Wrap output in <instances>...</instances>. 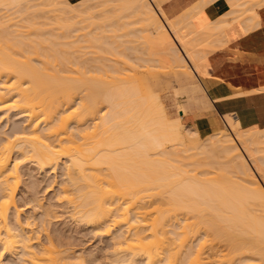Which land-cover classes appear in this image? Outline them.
I'll return each mask as SVG.
<instances>
[{
    "label": "bare ground",
    "instance_id": "bare-ground-1",
    "mask_svg": "<svg viewBox=\"0 0 264 264\" xmlns=\"http://www.w3.org/2000/svg\"><path fill=\"white\" fill-rule=\"evenodd\" d=\"M79 1L74 9L70 0H41L40 3L34 0H0V13H32L30 21L22 19L17 22L19 25L16 21L13 22L16 25L10 24L16 16L9 20L10 15H0V125L3 121L9 122L12 116L23 119V127L19 131L6 133L5 138H0L1 255L18 257L22 264L81 263V256L68 254L69 250L60 249V244L57 246L50 239L42 243L39 233H36L37 228L33 227L37 224L33 217L24 218L25 221L22 219V210L17 202L23 184L22 174H25L21 169L34 164L39 170L52 173H57L62 167L64 180L56 199L70 209L75 221L92 227L101 233L98 235L114 236L115 264L137 260L144 261V264H220L224 261L220 257L225 258L228 252L237 263L240 258L238 264H264V130L243 128L235 114H224L220 115L223 127L202 139L195 124H192L191 131L183 126L184 123L182 125L183 121L179 124L181 120L176 123V120L170 119L162 98L154 89L151 90L148 83L145 84L147 78L137 77L140 60L145 61V65L158 62L168 66L174 70V77L180 78L178 81L185 85H189L193 77H198L203 93L199 97L186 95L184 101L178 104V110L182 116L186 109L197 110V114L213 110L215 101L210 99L200 80L210 75V54L264 25V11H259L264 7V0H226L231 3L232 10L215 21L207 17L201 2L197 13L185 12L194 18L189 19L184 14L174 20L168 19L161 6L156 7L154 0L102 2V6L106 5L103 8L115 3L114 8L118 10L112 11L113 14L129 12L139 16L138 21L141 18L144 26L138 33L125 29L129 27V21L120 20L124 26L122 23L118 30L116 24L108 25L112 17L108 16L112 13L110 11L107 16H94L97 6H89L94 0ZM77 5L78 10L81 8L80 14L73 18L66 16L69 15L67 10L74 12ZM40 7L46 8L47 16ZM41 10L46 17L40 20L37 16ZM241 11L248 15L243 20L229 17ZM50 13L60 15L51 18ZM82 13L88 16L83 17ZM64 14L67 18L61 17ZM116 15V19L121 18ZM2 18L6 21L3 22ZM36 18L46 22L41 23ZM113 18L110 22H114ZM100 21L107 22L104 23L106 26L103 27ZM214 24L215 28L228 26V33L220 37L215 33L217 31L208 32V26ZM114 27L116 30L112 29ZM23 30L27 31L25 34L44 30L41 33L44 38L49 35L57 40L60 36L56 31L69 34H64L63 38L68 39L77 37L78 32L83 30L79 33L85 34L77 37L80 40L64 43L66 47L83 45L75 52L71 48L74 55L78 53L77 58L72 56L77 59L75 66L79 67H69L67 62L65 65V57L60 55L59 65L58 61L52 65L48 55H45V60H38L42 63L37 66L27 55L38 57L48 50L54 52L49 45L48 50L42 47L46 46V43L43 44L45 40L55 46L62 42L56 41V44V39L51 38L53 43L48 37L37 41V44L34 41L37 47L41 44L39 51L42 48L46 50L45 53L39 52L40 47L31 46L33 38L29 39L30 43L28 41L31 33L25 36ZM16 31L21 34L20 37ZM81 40H84L83 43ZM116 42L118 47L114 46L113 51L111 46ZM133 43L144 51L137 47L134 50ZM104 48L110 54L109 49L113 53H119L118 48H125L127 53L131 50L135 52L134 56L139 55L136 60L139 64L136 66L135 59L131 60L132 53L129 56L131 61L126 56L125 60L124 54L118 56L121 62H116L117 58L111 56L115 58L112 59L108 54L106 57L112 59H108V63ZM91 49H94L93 52H89ZM139 51H142V57ZM85 52L90 55L88 59ZM94 54H101L104 60L98 55L90 58ZM122 60L132 66L133 71L137 69L132 74H129L132 70H127L126 80H123L126 75L122 78V66L121 73L117 66ZM142 65L140 68L144 67ZM126 67L123 68L125 71ZM148 70L152 72L154 69L148 67ZM129 75L134 76L133 79H128ZM258 76L261 82L259 90H264V67H258ZM245 94L248 92L223 98ZM202 147H210L208 153L211 155H207L206 148ZM193 150L197 153L185 155ZM202 155L207 160L211 156L216 158L215 161L209 160L207 165L218 166L220 176L202 178L203 172L189 169L198 163L186 161ZM44 211L42 218L46 216L45 221L55 217H52L53 210ZM45 221L41 219L42 224Z\"/></svg>",
    "mask_w": 264,
    "mask_h": 264
},
{
    "label": "rangeland",
    "instance_id": "rangeland-1",
    "mask_svg": "<svg viewBox=\"0 0 264 264\" xmlns=\"http://www.w3.org/2000/svg\"><path fill=\"white\" fill-rule=\"evenodd\" d=\"M37 2V3H40L41 2V0H34V2ZM73 4V7H74V5H75V3H78V2H80L79 0H70ZM100 1L101 0H94L93 2H91V3H89V6H92V7H95V6H97V8H96V12H95V9H94V16H96V17H98V15H100V14H102V15H100L99 17H103L104 15H108L107 14V12L108 11H110V12H112V11H116V10H118V8L116 9V8H114L115 7V3H108L109 5H108V7H106V8H103V7H105L106 5H103L102 6V2L103 1H105V0H102L101 1V3H100ZM156 1V2H155ZM33 2V4H35ZM160 2V3H159ZM157 3H159V4H157ZM96 4V5H95ZM154 4L156 5V7L158 6V8H159V6H161V1L160 0H154ZM82 5V4H81ZM94 5V6H93ZM78 6L79 5H77V7H76V9L78 8ZM88 6V5H87ZM98 6H100V8L98 7ZM102 6V7H101ZM117 6V5H116ZM84 7V6H83ZM110 7V8H109ZM118 7V6H117ZM39 8V7H38ZM40 8H42L43 10H45V11H43V10H41L40 12L42 13V11L45 13V15H46V8H43V7H40ZM99 8V9H98ZM74 9H75V7H74ZM84 9H85V7H84ZM84 9L82 8V12H84ZM112 9V10H111ZM105 10H107V11H105ZM67 11H69V12H67V13H69V15L68 14H66V12H65V14H66V16H68V17H72V16H76V14L78 15V14H80L79 13V11L81 12V8H79V10L77 9V10H75L74 12H72V11H70V9H68ZM105 12V14H104V12ZM39 12V15L41 14ZM71 12H72V14H71ZM242 12L243 11H241V13H236V14H234L233 16H229V17H233V18H235V17H238V19H239V21L240 20H243L245 17H247L248 15H245L244 13L242 14ZM8 13H10V12H8ZM8 13H4V12H2V13H0V15H3V14H7L6 16L7 17H9V15L10 14H8ZM74 13V14H73ZM86 13V12H85ZM125 13V12H124ZM129 13V12H128ZM128 13H126V14H122L121 12H114V14H113V12L110 14V15H108L109 17L110 16H112V17H110V21H111V18H113V20L112 21H114V22H110L109 21V23H108V25L110 24V25H112V23H113V25L114 24H116L117 26H119V25H122V23L123 22H128V26H125V27H128V28H125L126 30H130L131 32H135V33H138L137 31H140V30H142L143 29V27L142 26H144L142 23H143V21L142 22H140V20H141V18H140V20L138 21V17L139 16H135L134 14H128ZM31 12H25V13H23V14H14V15H12V12H11V15H10V17H9V20L12 18V19H14V18H16V19H14V21L12 20V22L10 21V24L12 23L13 24V22H15L16 21V23L17 22H21L22 21V19H25V18H28L27 20H31L32 18H30L29 19V16H31ZM52 13H50V17L51 18H54L55 16H57V14H55V16L54 15H51ZM65 14L63 15V16H61V17H64L65 16ZM117 14V15H116ZM118 14L120 15V17L121 18H119L118 17ZM121 14H122V16H121ZM188 14H190V13H188ZM187 14V15H188ZM38 15V16H39ZM42 15V17H40ZM39 17L37 16V18H44V17H46V16H44L43 15V13L41 14ZM58 15H60V14H58ZM62 15V14H61ZM115 15H116V17H118L117 19L115 18ZM128 17H127V16ZM186 15V17H188L189 19H191V18H194L193 16H190V15H188L187 16ZM5 16V15H4ZM4 16H2L3 18H4ZM5 16V17H6ZM14 16H16V17H14ZM44 16V17H43ZM53 16V17H52ZM65 16V17H66ZM81 16H83V17H86V16H88L87 14H81ZM124 16H126L127 17V19H125V17ZM132 16V18H130ZM135 16V17H134ZM6 17V18H7ZM14 17V18H13ZM49 17V16H48ZM134 17V18H133ZM3 18H2V21H3ZM5 18V19H6ZM36 18V21H38L39 19H37ZM67 18V17H66ZM73 18V17H72ZM74 18H76V17H74ZM124 18V19H123ZM137 18V19H136ZM243 18V19H242ZM0 19H1V16H0ZM130 19V20H129ZM221 19V18H220ZM226 19H228V18H225L224 20H226ZM9 20H7L8 21V23H9ZM26 20V19H25ZM24 20V21H25ZM26 20V21H27ZM35 20V19H34ZM41 20V19H40ZM39 20V21H40ZM120 20H125V21H120ZM4 21H6V20H4ZM3 21V22H4ZM43 22H41V23H44V22H46V21H44V20H42ZM53 21V23L55 22L54 20H52ZM75 21V20H74ZM102 21V20H101ZM101 21H100V24H102L103 25V27H104V25L106 26V24H104V23H107V22H103V23H101ZM119 21H120V23H119ZM2 22V23H3ZM99 22V21H98ZM116 22H118V23H116ZM132 22V23H131ZM192 22L194 23V22H196L195 20H192ZM38 23V22H37ZM52 23V24H53ZM5 24V23H4ZM10 24H7V25H10ZM18 24V23H17ZM22 23H20V26H22L21 25ZM24 24V23H23ZM6 25V24H5ZM13 25H16V24H13ZM19 25V24H18ZM54 25V24H53ZM102 25H101V28H102ZM24 26H25V24H24ZM26 26H27V23H26ZM39 26V25H38ZM122 26H124V23H123V25ZM121 26V27H122ZM42 27V26H41ZM44 27V26H43ZM223 27V28H222ZM14 28V27H13ZM40 28V27H39ZM117 28V30H118V28H120V26L119 27H116ZM116 28L114 27V28H112L113 30H116ZM210 28V29H209ZM220 28V29H219ZM228 26H220V27H217V28H215V24L211 27L210 25L208 26V32L209 31H217V32H215V33H217V34H219V36L221 37V35H223V34H227L228 33ZM16 29H18V27L16 28ZM94 29V28H93ZM217 29V30H216ZM10 30V29H9ZM13 30V29H12ZM12 30H11V33H12ZM25 30H27V29H25ZM90 30V29H89ZM124 29H122V31H123ZM14 31H15V29H14ZM14 31H13V33H14ZM22 31V29H20L19 30V32H21ZM70 31V30H69ZM83 31V30H82ZM81 30L79 31V32H82ZM85 31H87V30H85ZM91 31V30H90ZM121 31V32H122ZM10 32V31H9ZM17 33H18V31H16ZM24 32H27V31H24L23 30V34L25 35V36H27V35H30L29 33H31V35L30 36H28V37H25L24 35H23V37H25L26 39L28 38V41H29V43H30V40H32V38H33V43L31 44V46H34V48H39L38 49V51L41 49V44H38V47H37V43L39 42V41H41V40H44L45 38L46 39H51V38H54V39H56L55 37H51V36H45V38H44V36L43 35H41V33L42 32H44V30L43 31H39L40 32V34H39V36L37 35L39 32L38 31H36L37 33L36 34H34L32 31H30L29 33H24ZM61 32V33H60ZM67 33H68V30L66 31ZM71 32V31H70ZM69 32V33H70ZM78 32V36L79 35H82V34H85L84 32L83 33H79ZM121 32H118L117 34H120ZM124 32H127V31H124ZM123 32V33H124ZM129 32V31H128ZM12 33V34H13ZM57 33H59L57 36H60V37H57V38H59L58 40L56 39L55 40V43L57 44V42H59L60 40V42H62L61 44L59 43V45H60V47H59V45L57 44L56 46H55V44L54 45H52V42L49 44H47V42H46V40H45V42L43 41V44H45L46 43V46L45 45H42V47L43 48H47V50H48V45H49V49H53L54 50V52H52L51 50H48V51H46L45 49H43L42 48V50L41 51H39V52H44L45 53V51H46V53L45 54H43V53H40V55L41 54H43L41 57H40V55L38 56V57H35V56H32L31 54H29V55H27V56H30V58L31 59H33L32 61L34 62V64H37V66H40L41 64L40 63H42V62H38V60H40L41 58V60H45V55H48V58L50 59V63H52V65L54 64V63H56L57 61V64L59 65L60 63H61V61H59L58 59L61 57V58H63V57H65L64 59L66 60L65 62H64V59H63V63L65 64L66 62V64H67V66H69V67H76L77 68V66H75V61L77 60L76 58H77V56H78V53H76V55H74L75 53V51L77 50V48H79V46L80 45H82V44H77L76 46H74V47H71L72 45H67L68 47H66L65 46V44L64 43H70V42H72V41H75V40H77V39H79L80 40V37L79 38H77L78 36H77V34L75 35V36H77V37H72V38H65V39H63L65 36H64V34H66L65 32L63 33V31L62 30H59V32L58 31H56V34ZM112 33V32H111ZM33 34V35H32ZM72 34V33H71ZM75 34V33H74ZM73 34V35H74ZM16 35V34H15ZM17 35H19V33L17 34ZM17 35H16V37H17ZM21 35V34H20ZM20 35H19V37H20ZM34 35H37L38 36V38H37V36H34ZM40 35H41V37H40ZM62 35V36H61ZM66 35H68L69 36V34H66ZM109 35H115V33H113V34H110L109 33ZM43 36V37H42ZM71 36V35H70ZM31 37V38H30ZM40 37V38H39ZM48 37V38H47ZM61 37H62V39H61ZM111 37H113V36H111ZM18 38V37H17ZM24 38V39H25ZM42 38V39H41ZM132 38V37H131ZM130 38V39H131ZM30 39V40H29ZM35 39V40H34ZM40 39V40H39ZM83 39H85V38H83ZM122 39H124V38H122ZM129 39V38H128ZM135 39V38H134ZM133 39V40H134ZM112 40H114V38L112 39ZM117 41H118V39H116ZM124 40H127L126 38L124 39ZM132 40V39H131ZM139 40V39H138ZM25 41H27V40H25ZM36 42V44H35V42ZM38 41V42H37ZM51 41H53L52 39H51ZM57 41V42H56ZM69 41V42H68ZM83 41L84 40H81V42L83 43ZM119 41H121V40H119ZM137 41V40H136ZM50 42V41H49ZM123 42V41H122ZM133 42V41H132ZM28 43V42H27ZM41 43V42H40ZM53 43H54V41H53ZM117 43L118 42H116L114 45H112L111 47H112V49L114 48V46H116L117 45ZM142 43V42H141ZM140 43V45H142ZM64 44V45H63ZM120 45H121V42L119 43ZM123 44H125L124 42H123ZM129 44V43H128ZM134 44V43H133ZM137 44V43H136ZM139 44V43H138ZM40 45V46H39ZM52 45V46H51ZM127 44H125V46H126ZM135 45V44H134ZM36 46V47H35ZM45 46V47H44ZM62 46V47H61ZM83 46V45H82ZM124 46V47H125ZM130 46V45H129ZM132 46V45H131ZM138 46V45H137ZM136 45H135V48H133L134 50L136 49V47H137ZM56 47H57V49H56ZM59 47V48H58ZM66 47V48H65ZM116 47H118V46H116ZM115 47V48H116ZM122 48H123V45L121 46ZM139 47V46H138ZM137 47V49L138 50H142V49H140V48H138ZM63 50H61V49ZM71 48H72V50L74 51H72L71 50ZM129 48V47H128ZM7 49V48H6ZM107 50H108V48H106ZM112 49H109L110 51H111V54H110V52H108V53H106V50H105V48H104V50H103V53H105V58H107L106 59V61H108V59H110V58H112L113 56L114 57H116L117 59H118V56L119 57H122L123 56V54H124V56H123V58L126 56V57H128L127 59L128 60H130V58H131V60H133V58L135 59V60H133V62L135 61L136 62V64H135V62H134V64L137 66L139 63H137L138 61H136V60H138V57H139V55H137V56H134V53H132V52H130V51H128V53H127V51L125 50V48L124 49H121V48H118V50H122L121 51V53H122V55L120 54V51H118L119 53H113V51H114V49H113V51H112ZM132 49V48H131ZM132 49V50H133ZM56 50V51H55ZM68 50V51H67ZM71 50V51H70ZM78 50H80V48L78 49ZM77 50V51H78ZM85 51H86V49H84ZM92 50H94V49H91V50H89V52L91 51V52H93ZM116 50V49H115ZM125 50V51H124ZM60 51V52H59ZM88 51V50H87ZM117 51V50H116ZM115 51V52H116ZM142 51H144V49L142 50ZM141 51V52H142ZM10 53H11V51H9ZM52 52V53H51ZM57 52V53H56ZM70 52V53H69ZM126 54H128V56L127 55H125V53ZM140 52V51H139ZM140 52V56L142 57V53ZM146 52V51H145ZM49 53V54H48ZM55 53V54H54ZM62 53V54H61ZM86 53V54H85ZM84 54H85V56H87V52H85ZM131 53H132V55H131ZM23 54V53H22ZM53 54V55H52ZM57 54H58V56H57ZM102 54V53H101ZM101 54H94V56H91L90 58H94L95 56L96 57H98V56H100L101 57ZM108 54H110L109 55V57H106ZM116 56H115V55ZM121 56H120V55ZM142 54V55H141ZM145 54L146 53H144V56H145ZM34 55V54H33ZM59 55H60V57H59ZM72 55H74V57H76V58H74ZM93 55V54H92ZM98 55V56H97ZM131 55V56H130ZM20 56V55H19ZM19 56H16V57H19ZM52 56H53V58H52ZM55 56H56V58H55ZM67 56V57H66ZM88 56H90L89 54H88ZM88 56H87V59H88ZM112 56V57H111ZM129 56H130V58H129ZM126 57L124 58L125 60H126ZM137 57V58H136ZM35 58H38V59H35ZM84 58H86V57H84ZM35 59V60H34ZM55 59V60H54ZM71 59V60H70ZM76 59V60H75ZM101 59H102V57H101ZM112 59H115V58H112ZM112 59H110V60H112ZM117 59H115L116 60V62H121L119 59L117 60ZM146 59H148L149 60V58H146ZM37 60V61H36ZM53 60V61H52ZM93 60V59H92ZM102 60H104V59H102ZM130 60V61H131ZM147 60V61H148ZM71 61V62H70ZM123 62L122 63H120V66L119 65H117L119 68L122 66V71H121V68H120V70H119V72L121 71L122 72V78H123V76L124 75H126V78H124L123 80H126L127 79V72L128 71H131L132 70V72H129V74H132V73H136L137 71H138V75H137V77L139 76L140 78L141 77H143L144 79L143 80H145L146 78H147V82L145 81V84H149V86H150V88H151V90H153V91H155V93L156 94H159V96L162 98V100H163V102H164V104H165V106H166V110H167V113H168V116H169V118L170 119H173L176 123H178V121H180L179 122V124H181V122H182V125H183V123H184V127L185 128H187V130L188 129H190L191 131H192V124H188V122H187V118H184V116L186 117V115L189 113V112H195V113H197V110H193V109H186L185 111H184V114H183V116H182V114L179 112V110H178V104H180V103H182L183 101H184V99H185V97H186V95H188V96H200L202 93H203V91H202V88H201V84H200V81H199V78L198 77H193L192 78V82L189 84V85H185V84H183L182 83V81L180 82V81H178L179 79H177V77H174V75H175V73H174V70H171V68H168V66H164V65H162V64H160V63H158V62H155L156 63V65H155V63H152L151 62V64H149V63H146V65L145 64H143V62L145 63V61H143V62H141L142 60H140L139 62L141 63V65L143 64L144 65V67H143V65H142V67L143 68H140V66L141 65H138L139 67L137 68V69H135V70H137V71H133V69L131 68L132 66H128L127 64H124V60H122ZM129 61V63L128 64H130L131 65V63L132 62H130ZM146 61V62H147ZM54 62V63H53ZM69 62V63H68ZM73 62V63H72ZM99 62H101L100 60H99ZM126 62V61H125ZM62 63V64H63ZM72 63V65H70ZM102 63V62H101ZM107 63V62H106ZM108 63H109V61H108ZM107 63V64H108ZM111 63V62H110ZM63 64V65H64ZM65 64V65H66ZM112 64V63H111ZM115 64V63H114ZM123 64H124V66H127L126 67V71H125V69H123L124 68V66H123ZM133 65V64H132ZM154 65V66H153ZM160 65H161V68H160ZM60 66H62V65H60ZM152 66V67H151ZM163 66H164V69H163ZM79 67V66H78ZM148 67H149V69L150 68H152V69H154V70H152V72H151V70H148ZM166 67V68H165ZM58 68H59V66H58ZM117 68V67H116ZM140 68V69H139ZM147 68V69H146ZM157 68H159V69H157ZM168 68V69H167ZM118 69V68H117ZM167 69V70H166ZM128 70V71H127ZM156 70H159V71H156ZM161 70H166V71H161ZM177 70H179L178 68H177ZM84 71H85V69H84ZM87 71V70H86ZM189 72H191L190 70H188ZM187 71V72H188ZM120 72V73H121ZM124 72H125V74H124ZM142 73H143V75H142ZM191 74V73H190ZM119 76H120V74H118ZM135 75V74H134ZM130 76V75H129ZM194 76V75H193ZM133 77L134 76H130V77H128V79H133ZM135 77H136V75H135ZM140 78H137L139 81H140ZM198 78V79H197ZM143 83V82H142ZM147 84V85H148ZM182 100V101H181ZM179 102V103H178ZM19 116H12V118H11V120L9 121V122H6V121H3L2 122V125H0V134H2V135H0V136H2V137H0V138H5L6 137V133L8 134L9 132L11 133V132H13V131H19V129L20 128H22L23 127V119L21 118V117H19ZM1 121V120H0ZM1 123V122H0ZM200 137L203 139L204 137H202L201 135H200ZM204 144H207V143H204ZM203 148H206V150H207V153H208V148H210V147H202V149ZM172 149V148H171ZM169 150H170V148H169ZM203 151V150H202ZM199 152V151H198ZM203 152H206L205 150L203 151ZM181 153V152H180ZM195 153H197V150H193V151H188L185 155H189V156H191V155H193V154H195ZM183 154V153H182ZM207 155H211L210 153H208ZM205 157V156H204ZM215 157V156H214ZM211 158H212V156H211ZM209 159V160H214V159H216V158H212V159ZM209 160H207V158H203V155L202 156H196V157H193V159H190V160H187L186 162H188V163H194V162H197L198 163V165L197 166H194V167H189V169H195L196 170V173L197 172H203V174H201L202 175V178H211V177H217V176H220V169H219V167L218 166H215V167H211V166H208L207 165V162H209ZM215 161V160H214ZM221 161V160H220ZM27 170H26V169ZM23 167L22 169H21V172L22 173H25V174H22L23 175V184L21 185V187H20V190H19V192H18V195H17V202H18V205H19V207H21V210H22V219L25 221V219L26 218H28V217H33L32 218V220L35 222V223H37L36 225H34L33 227H34V229H38V230H40V231H37V229H36V233L38 234L39 233V237H40V239H41V241H42V243H47L48 242V240L50 239L51 241H53L54 242V244H56L57 246L59 245V248L60 249H66V251L67 250H69L68 252V254H74L75 256L77 255V257H80V259H81V263H80V259L78 260L79 261V263L80 264H115L116 262H115V259H114V252H115V250L116 249H114L113 247H114V245H113V237L114 236H112L111 234H110V236H108V235H98L100 232H96V230H94L92 227H90V226H88V225H86V224H84V223H81V222H77V221H75L72 217H71V212H70V209L69 208H67L64 204H62L61 202H59L56 198H57V196H56V194H57V192L59 191V186H60V184L62 183L61 181H63L64 179V177L62 176L63 174V172L64 171H62L63 169H62V167H59L58 168V172L57 173H52L51 171H49V172H44V171H41V170H39L34 164H29V165H27V167ZM24 170H26V171H24ZM28 172V173H27ZM29 174V175H28ZM55 181V182H54ZM59 184V185H58ZM38 199V200H37ZM24 201V202H23ZM29 203V204H28ZM25 204H27V205H25ZM42 204V205H41ZM41 208H40V207ZM44 207V208H43ZM43 208V209H42ZM53 210L52 211V213L54 214H52V217H54V218H49V217H51V215L50 216H48V218H49V220H46L45 221V217L46 216H44L43 218H42V214L44 213V212H46V211H44V210ZM51 212V211H50ZM45 214V213H44ZM57 214V215H56ZM41 215V216H40ZM25 218V219H24ZM35 219V220H34ZM38 219V220H37ZM41 219L42 220H44L48 225H45L46 223H43L42 224V222H41ZM52 219V220H51ZM54 219V220H53ZM49 221V222H48ZM51 222V223H50ZM43 226H42V225ZM44 225H45V227H46V229L44 228ZM37 226V227H36ZM41 227H43L45 230H43V228H41ZM101 234V233H100ZM225 242V241H224ZM116 248V247H115ZM2 254V252H1V247H0V264H22L21 263V261H20V259L17 257V258H14V257H12V256H10V255H1ZM227 254V256L224 258V256H221V255H224V253L223 254H221L220 256V258H221V260H223L224 259V264H229L230 262L231 263H233V262H235L236 264H238L239 262H240V258H238V263H237V261H234V259H232V257L233 256H231V255H229L230 253L228 252V253H226ZM73 255V256H74ZM219 257V256H218ZM223 257V258H222ZM84 258V259H83ZM235 258V257H234ZM217 259V258H216ZM236 259H237V257H236ZM220 260V259H219ZM20 261V262H19ZM114 261V262H113ZM144 261H142V260H137V262H134V263H125V264H144L143 263ZM222 262V261H221ZM223 262L222 263H220V261H219V263L220 264H223ZM226 262V263H225ZM235 263H233V264H235ZM118 264H120V263H118ZM121 264H123V263H121Z\"/></svg>",
    "mask_w": 264,
    "mask_h": 264
},
{
    "label": "crops",
    "instance_id": "crops-1",
    "mask_svg": "<svg viewBox=\"0 0 264 264\" xmlns=\"http://www.w3.org/2000/svg\"><path fill=\"white\" fill-rule=\"evenodd\" d=\"M200 2L204 6L207 17L213 21L220 19L232 10L231 3L226 0H162L161 8L168 19L174 20L187 13H197ZM259 11H264V7ZM243 35L210 54L211 68H208L210 75L200 78L210 99L215 101L214 109L202 111L199 114L189 112L186 117L184 116L187 118L188 124L197 126L202 137L223 127L220 115L224 114H235L243 128L252 127L264 130V90H259L261 82L258 76V67H264V25ZM243 90L248 94L223 98L230 94L244 92ZM218 98L223 99L217 100Z\"/></svg>",
    "mask_w": 264,
    "mask_h": 264
}]
</instances>
